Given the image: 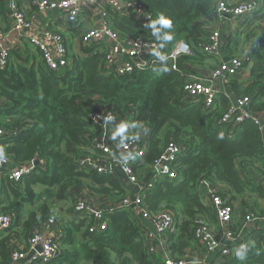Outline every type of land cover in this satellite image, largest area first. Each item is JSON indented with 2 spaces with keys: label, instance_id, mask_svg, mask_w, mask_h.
Instances as JSON below:
<instances>
[{
  "label": "trees",
  "instance_id": "1",
  "mask_svg": "<svg viewBox=\"0 0 264 264\" xmlns=\"http://www.w3.org/2000/svg\"><path fill=\"white\" fill-rule=\"evenodd\" d=\"M4 1L0 0V7ZM262 1L261 12L264 11ZM138 2L151 14V22L145 25L114 15V28L143 42L156 41L162 49L165 43L171 47L180 39L195 45L206 42V27L216 19L215 0ZM246 37L255 38L258 44L250 68L252 83L242 88L234 81L230 89L232 96H249L252 112L258 114L264 111V27L250 28ZM83 50L89 52L86 48ZM201 57L181 58L178 61L180 72L171 71L162 63L157 65L159 74L140 73L117 78L101 75L102 55L99 53L76 58L72 70L63 75L50 74L43 67H26L22 62L0 70V95L13 106L10 111H4L0 119L10 117L11 125L7 127L20 130L7 145L0 143V155L5 153L11 157L16 166L36 157L45 162L44 169L23 179L20 185L10 183L7 172L1 170L0 209L3 212L13 214L14 211L18 216L21 205L33 201L35 186L47 191L40 196L43 202L38 208L39 218L29 213L17 236L25 244L24 250H27L26 242L32 232L52 216L47 202L60 200L72 205L86 194V197L96 195L104 203H113L126 196L128 187L120 172L106 177L93 171L85 174L77 166L78 158L89 155L91 139L102 133L100 126L86 120L87 114L103 107L121 116L135 115V124L149 129L148 149L142 167L136 168L145 172L144 183L152 178L153 161L167 142L182 143L188 149L187 154L175 162L180 178L172 183L157 184L145 198L150 212L168 208L176 214L175 230L167 234L171 258H181L178 256L184 249L196 243L190 230L196 216L205 213L215 216L214 209L210 206L207 209L200 199L198 188L203 181L217 182L228 188L230 198L221 196L227 203L239 201L242 223L246 207L254 214L258 212L256 200L262 193L236 166L251 164L261 172L264 170L262 132L251 123H245L233 135L226 128L214 127V119L230 103L224 94L217 99V110L206 115L201 102L183 100L182 88L190 70L181 60L197 62ZM162 130L166 131L163 139ZM3 204H8V208ZM259 211L263 217L264 210ZM70 215L74 219L65 224L62 249L48 264H163L161 252L148 254L140 229L142 220L134 209H120L107 215V230L99 234L88 232L92 217L87 213ZM77 216L85 218L75 220ZM237 226L236 222L234 228L239 234ZM259 229L264 232V228ZM240 242L249 244L250 250L230 259L227 264H264L262 240L241 238L237 244ZM0 264H10L6 239L0 240Z\"/></svg>",
  "mask_w": 264,
  "mask_h": 264
},
{
  "label": "built area",
  "instance_id": "2",
  "mask_svg": "<svg viewBox=\"0 0 264 264\" xmlns=\"http://www.w3.org/2000/svg\"><path fill=\"white\" fill-rule=\"evenodd\" d=\"M32 9L37 13L57 10L61 14L59 20H49L50 29L39 30L31 34L34 22L33 12L28 6L22 7L17 0H9L7 3L8 27H0V70L15 66L20 61H15L14 50L10 40L16 39L23 43L21 54L28 52V48L36 50L41 57L42 67L50 74L63 75L71 71L73 63L70 58L68 41L55 27H63L73 32L81 48H86L79 53V57H91L93 54L102 55L101 75L103 77H126L133 74L153 73L159 74L158 64L166 66L175 72H180L178 61L181 58L201 56H215L220 45V33L217 29L210 30L206 42L192 44L182 39L173 46L164 44V49L156 41L143 42L137 38H131L117 31L113 26V16L119 15L139 21L145 25L152 20L138 0H27ZM262 0H215V16L218 20L229 18L231 26L238 28V46L235 53L227 57V61L210 68L206 75H193L188 72L182 91L183 100L194 103L201 102L203 113L212 114L217 110V99L220 94L228 97L230 103L227 109L214 119V127L226 128L230 134L245 123H251L262 132L264 111L254 113L251 109L249 96L226 95L225 88H231V84L241 71H250L254 51L258 44L255 38H247L246 34L259 16L264 15ZM235 24V25H234ZM53 26V27H52ZM241 52L240 55H237ZM74 56V54H73ZM239 83L238 81H236ZM241 87L244 86L241 84ZM182 100V101H183ZM12 104L0 95V115L4 111H10ZM5 120L10 121V117ZM86 120L102 128L100 136L91 139L89 155L78 158V168L87 174L89 171L97 175L111 177L115 172L123 175V182L128 188L135 191L127 194L120 201L110 204L106 210L100 209L96 204L98 196L86 197L84 194L78 198L71 211H67L66 221L64 216L52 215L47 221L38 225L28 238L27 251L25 244L20 248L17 239L20 230L15 226L13 214L3 212L0 209V240L9 242L10 264H48L53 261L62 249L65 237L66 222L74 219L71 214L87 213L92 218L88 226V232L99 234L107 230V215L120 209H134L136 215L142 220L141 231L143 241L149 255L161 252L163 264H189L184 258H171L167 250V234L175 230L176 214L168 208H162L150 212L145 204V198L150 195L157 184L172 183L180 178L177 159L187 154L185 145L167 142L160 156L153 161L154 173L148 182H143L141 168L146 150L148 149L149 129L138 123L135 124V115L121 116L118 112L108 107L94 110L87 114ZM109 126H113V138L115 142L109 143L107 135ZM20 130L0 126V143L7 145L8 141L15 137ZM113 144V146L111 145ZM261 157L264 164V142L261 147ZM37 162V165H35ZM44 161L34 158L26 163L14 165L8 155L0 156V175L6 171L10 183L20 185L23 179L29 178L44 169ZM2 170V171H1ZM243 180V176H241ZM154 180L156 183L154 184ZM198 188L203 204L210 206L215 211V218L219 226L216 230L210 225L205 216H196L190 225V230L196 241L204 250L215 254L213 262L208 264H227L235 256L249 251V244L239 241L236 233V203H227L221 196L230 198L229 190L225 185L212 182L213 187L207 193L202 194V187ZM248 188H251L248 185ZM93 206V207H92ZM243 225H249L261 220L259 212L254 214L250 207H246ZM77 216L75 220H79ZM18 241V242H17ZM226 242L228 244H226ZM41 248V251L37 250ZM193 264H207L204 260H196Z\"/></svg>",
  "mask_w": 264,
  "mask_h": 264
},
{
  "label": "crops",
  "instance_id": "3",
  "mask_svg": "<svg viewBox=\"0 0 264 264\" xmlns=\"http://www.w3.org/2000/svg\"><path fill=\"white\" fill-rule=\"evenodd\" d=\"M9 0L4 1L5 3H3V6L0 7V27L2 29H7L8 27V12H7V3ZM17 2L19 3L20 6L25 7L28 6V9H30V5H29V1L27 0H17ZM31 12H33V16H34V22H33V26L31 28L30 33L35 34L36 32H38L39 30H43V29H50L51 25H48V21L49 20H59L61 18V14L59 11L57 10H53L50 12H43V13H37L35 12L34 9L31 8ZM216 17V16H215ZM260 19V20H259ZM235 25V24H234ZM213 26L215 29H217L220 33V45L216 51L215 56H202L200 61L194 62V61H189V60H184L182 59L181 61H186V63L184 64L186 68H188L190 70V72H192L191 74H195V75H206L208 70L210 68H212V65L210 66V62H215L216 65H213V67L217 66L220 61L225 58H227L228 56L232 55L235 53V49H236V43H238L240 40H238L239 38H237L236 36H238V28H236L235 26H231V22L229 20V18H224L223 20H218L217 18L215 19V21L213 22L212 25H210L209 27ZM53 27V26H52ZM206 27V30L209 34L210 32V28ZM254 28L257 27H264V15H262V17H258L256 20V25L253 26ZM56 29H58L60 31V33L62 35H64V37L67 39L68 41V47L70 49V58H71V62L73 63L74 60L76 59V57H79V53H81V51L83 50L79 44V42L76 39V35L73 34L72 31L69 32L68 29L63 28V27H55ZM10 42L12 43V46L15 48L14 52V56H15V61H22V64H24V66L26 67H31L33 66L34 68L37 67H42V61H41V57L40 54L36 51L33 50L32 48H28V52H26L25 54H21L22 51V46L23 43L18 42L16 39H12L10 40ZM238 46V45H237ZM74 54V56H73ZM213 63V64H215ZM236 81H238V84H242L244 86V88H247L251 85L252 81H251V77H250V71H241L238 73V75L235 78ZM232 90V89H230ZM232 93V91H231ZM251 93H253V91H251ZM262 125V134H263V139H264V122L261 124ZM109 133L107 135V138L109 139V143H113L115 142L114 138H113V132H111L113 130V126H109ZM163 133V130L161 131V134ZM113 146V144H111ZM162 146V143H161ZM237 169L239 170V172H241V174H246L247 179L250 180L251 182L254 183L256 190L259 189L262 193V195L259 197V199H257V206H255V209L260 212L259 210L263 209L264 210V170L259 171L255 165H249V164H243L242 166H236ZM122 175V174H121ZM1 177V175H0ZM122 179H123V175H122ZM0 186H1V180H0ZM214 184L211 181H206L203 184L202 187V194H206L208 189H210L211 187H213ZM34 190V199L33 200H37V197L35 196V192L37 190V187L35 186L33 188ZM128 194L132 193L135 191V189L132 188H128ZM1 199L3 200V198L1 197ZM30 203H34V201L31 202H26L23 205H21V208L19 209V215L16 216V214L13 213V217L15 219V226H17L19 228V230H22V224L24 222H26L29 216V213H34L36 214L37 218H39V211L37 207H33L31 208L27 213L26 211L28 210V204ZM51 206H55V208H59L58 205L56 204V201H49ZM54 203V205H52ZM96 205L102 209V210H106L110 208V204L113 203H104L100 197L96 198ZM205 205V204H204ZM207 206V205H205ZM93 207V206H92ZM54 208V209H55ZM208 209V206H207ZM236 222L238 223V232H239V239L241 240V238L243 239H253L255 241H259L262 240L263 242L260 244L261 249L264 251V232L261 231L259 228H264V216L262 217L261 220H257L255 221L253 224L249 225L248 227L242 225L243 223L240 221V217L239 214L241 213L242 210V206L240 205V203H236ZM50 210H52V212L54 211L53 209L50 208ZM58 210V209H57ZM26 214V215H25ZM209 222L210 225L213 229L218 228L219 223H217L215 216H212L211 213H205L204 215ZM84 216H80V219H84ZM242 225V226H241ZM241 227V228H240ZM19 231V232H20ZM18 242V241H17ZM254 242V241H253ZM23 242L19 241L18 245L21 248L23 246ZM22 245V246H21ZM24 247V246H23ZM27 251V250H25ZM178 257H182L186 260L187 263L189 264H193L194 261L196 260H204V262L211 263L214 261L215 259V254L211 253V252H207L206 250H204V248L201 245L198 244H191L190 246L186 247L183 251V254L178 256Z\"/></svg>",
  "mask_w": 264,
  "mask_h": 264
},
{
  "label": "rangeland",
  "instance_id": "4",
  "mask_svg": "<svg viewBox=\"0 0 264 264\" xmlns=\"http://www.w3.org/2000/svg\"><path fill=\"white\" fill-rule=\"evenodd\" d=\"M210 28V30H212V29H215L213 26H211V27H209ZM241 54V52H239L237 55H240ZM182 63H186V61H182ZM213 63H215V62H213ZM212 62H210V66L212 65V67H213V65H216V63L215 64H213ZM8 125H11L10 124V121H7V120H5V119H0V126H8ZM162 138L161 139H163V137L166 135V131H164L162 134ZM2 155H5V153L4 154H2ZM2 155H0V156H2ZM144 170V169H143ZM143 173H145V172H143ZM154 182V184L156 183V180H154L153 181ZM37 187V190H36V192H35V196L37 197V199H38V201L37 200H33L34 201V203H30V204H28V210L26 211V213L31 209V208H33V207H37V208H39L40 206H42V202H43V200L41 201V197L40 196H43V193L44 192H47V191H45V189H44V187H42V186H36ZM54 201H56V204L55 205H58L59 206V208H55V206H51L50 205V203L49 202H47V201H45V203L47 202V204L49 205V207L51 208V209H53L54 211L52 212V215H56V216H58V217H61V216H64V220L66 221L67 219H66V216L68 215V214H66V212L67 211H71V208H73L74 206H72L69 202H67V203H65V202H62V201H60V200H54ZM52 205H54V203L52 204ZM3 206L4 207H6V208H8V204H3ZM3 206H1V207H3ZM55 208V209H54ZM58 209V210H57ZM10 212V211H9ZM11 213V212H10ZM26 215V214H25Z\"/></svg>",
  "mask_w": 264,
  "mask_h": 264
},
{
  "label": "water",
  "instance_id": "5",
  "mask_svg": "<svg viewBox=\"0 0 264 264\" xmlns=\"http://www.w3.org/2000/svg\"><path fill=\"white\" fill-rule=\"evenodd\" d=\"M223 61L224 62L227 61V58L223 59ZM225 93H226V95H230L231 94L230 88H225ZM35 165H37V162H35ZM226 244H228V243L226 242ZM37 250L38 251H41V248L40 247H37Z\"/></svg>",
  "mask_w": 264,
  "mask_h": 264
},
{
  "label": "bare ground",
  "instance_id": "6",
  "mask_svg": "<svg viewBox=\"0 0 264 264\" xmlns=\"http://www.w3.org/2000/svg\"><path fill=\"white\" fill-rule=\"evenodd\" d=\"M182 144V143H181ZM183 145V144H182Z\"/></svg>",
  "mask_w": 264,
  "mask_h": 264
}]
</instances>
